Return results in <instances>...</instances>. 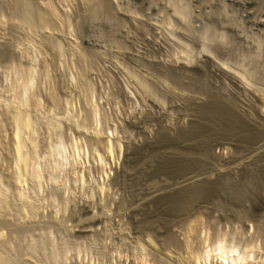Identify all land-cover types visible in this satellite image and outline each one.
<instances>
[{"label":"rangeland","instance_id":"obj_1","mask_svg":"<svg viewBox=\"0 0 264 264\" xmlns=\"http://www.w3.org/2000/svg\"><path fill=\"white\" fill-rule=\"evenodd\" d=\"M0 9L5 10L0 13L4 18L0 19V94L7 96L11 78L6 77L20 60L24 62L18 66L37 69L33 94L38 103L35 113L41 117L39 150L49 142L43 116L57 105L52 112L62 122L67 143L78 140L87 152L103 153L100 143L110 138L121 148L118 160L104 165L105 178L96 165L87 164L79 169L88 173L87 183L79 187L72 181L69 187L63 182L67 189L58 186L64 194L55 189L59 195L54 199L56 192L50 197L47 188L36 213L22 218L13 206L16 214L12 210L8 212L12 216L0 218L6 221H0L4 224L0 247L4 246L5 257L11 256L6 257L9 262L13 257L14 264H192L189 247L199 251L206 238L227 235L236 243L256 245L251 262L264 263V138L241 143L216 134L221 124L197 111L216 96L235 103L244 118L264 131V0H0ZM14 13L23 15V25L20 15L13 22ZM6 64H11L9 71ZM7 116H0V155L9 164ZM195 122L206 131L182 142L180 131ZM164 133L178 140L168 142L167 137L161 143ZM176 152L199 163L211 162L180 174L157 172L161 157L174 159ZM1 158L0 166L5 163ZM7 171L3 174L11 185ZM220 171L235 194L222 189L183 212L153 198L156 192L167 195L206 179L216 181ZM254 175L257 183L251 180Z\"/></svg>","mask_w":264,"mask_h":264},{"label":"bare ground","instance_id":"obj_2","mask_svg":"<svg viewBox=\"0 0 264 264\" xmlns=\"http://www.w3.org/2000/svg\"><path fill=\"white\" fill-rule=\"evenodd\" d=\"M17 4V3H16ZM19 5L21 6V4L19 3ZM52 6V5H51ZM18 7V6H17ZM22 7V6H21ZM5 8V7H4ZM49 8V7H48ZM51 9V8H50ZM54 9V7H53ZM1 10V9H0ZM16 10V9H15ZM52 10V9H51ZM20 11V9H19ZM53 11V10H52ZM55 11V10H54ZM5 12V10H4ZM3 12V13H4ZM30 13V11H28ZM56 12V11H55ZM1 13V12H0ZM1 13V14H3ZM19 13V12H18ZM17 15H20L18 14ZM27 13V12H26ZM181 13V12H180ZM10 14V13H9ZM25 14V12H24ZM33 14V13H32ZM4 15V14H3ZM16 15V16H17ZM16 16H15V13L13 15V22H14V19H15V22L17 21L16 20ZM23 16V15H22ZM22 16L20 15V20H19V17H18V20H19V23H21L23 20H21ZM30 16V15H29ZM53 16H54V13H53ZM28 17V16H26ZM33 17V15H32ZM31 17V18H32ZM3 18L0 16V19ZM7 18V17H6ZM9 18V17H8ZM7 18V20H8ZM4 19V18H3ZM23 19V18H22ZM26 19V18H24ZM28 20V18L26 19ZM24 20V21H26ZM30 20V19H29ZM33 20V19H32ZM1 21V20H0ZM10 21V20H9ZM34 21V20H33ZM4 23V21H2ZM40 22V21H39ZM1 23V22H0ZM2 23V24H3ZM9 23V22H8ZM11 23V22H10ZM27 23V22H25ZM33 23V22H32ZM24 23L22 22V25ZM6 25V24H4ZM16 25V24H15ZM18 25V24H17ZM16 25V26H17ZM21 25V26H22ZM26 25V24H25ZM30 25V24H29ZM3 26V25H1ZM12 26V25H11ZM35 26H36V23H35ZM13 27V26H12ZM27 27V26H26ZM25 27V28H26ZM33 27V26H32ZM4 28V27H2ZM20 28V27H18ZM28 29V28H27ZM32 29V28H30ZM41 29V28H40ZM29 30V29H28ZM33 30V29H32ZM39 30H37L38 32ZM24 32V30H23ZM30 32V31H28ZM34 32V31H33ZM40 33V32H39ZM23 34V33H22ZM21 34V35H22ZM33 33H31L32 35ZM38 34V33H37ZM26 35V34H25ZM29 35V36H31ZM35 35V34H34ZM28 37V36H27ZM40 37V36H39ZM26 38V37H25ZM24 38V39H25ZM30 38V37H29ZM43 37H41V40H42ZM23 38H21L22 40ZM32 39V38H31ZM26 40V39H25ZM19 41V40H18ZM26 42H29V41H26ZM31 42V41H30ZM34 42V41H33ZM43 42V40H42ZM45 43V42H44ZM19 44V42H18ZM29 44V43H28ZM49 44V43H48ZM21 45V44H20ZM56 45V44H55ZM60 45V44H59ZM33 47V44L31 45ZM30 46V48H31ZM48 46V45H47ZM52 46V45H50ZM58 47V46H57ZM56 48V47H55ZM14 49V48H13ZM12 50V49H11ZM58 50V49H57ZM64 51V50H63ZM3 52V51H2ZM35 52V51H33ZM8 53V52H7ZM32 53V52H31ZM30 53V54H31ZM62 53V52H60ZM2 54V53H1ZM5 54V53H4ZM3 54V55H4ZM17 55V53H14V55ZM35 54V53H33ZM32 54V55H33ZM59 54V53H58ZM10 55V54H9ZM15 55V56H16ZM19 55V54H18ZM12 56V55H11ZM30 56V55H29ZM28 56V57H29ZM34 56V55H33ZM22 57V56H21ZM2 58V57H1ZM15 59V58H14ZM16 59H18L16 57ZM23 59V58H22ZM36 59V58H35ZM34 60V59H33ZM27 61V60H26ZM14 62V61H13ZM24 62V61H22ZM21 60H20V63L18 62V64H21L22 63ZM35 62V61H34ZM16 61L13 63L15 64ZM28 63V62H27ZM33 63V62H32ZM36 63V62H35ZM8 64V63H7ZM6 64V65H7ZM18 64L16 63L15 66L11 69V64L10 65H7L8 67L10 66V68H6L5 66V69H11L9 72L10 75L9 77H6L7 78H11L10 82H11V85L9 84V90H8V94L7 96L5 94H0V109L3 110V111H0V116L3 115H6L4 114L7 113V121L9 120L8 118H10V122H7L6 124H9L11 127V132H10V129H9V132L11 134L10 138H11V146L9 144V148L10 149V153L8 154L10 156V161L8 162L9 164H7V161L6 159L3 160L1 158L2 154L0 155V158H1V161H5L4 164H1L0 166V218L2 217V219L4 218L5 219V214H7L8 212H11L13 209L12 207L14 206V208L17 209V214L19 213V217H22V218H25L23 215L27 214L28 216L26 217H29V212H32V213H36L37 212V209L41 204V202L39 203V200L40 199V196L41 194H44L45 190L48 188L47 191L51 190V194L49 193V196L53 195L52 192L56 191L59 193V191L63 190V188L61 189V187H64L62 186L61 184L63 182H69L68 185L70 187V182H74V184L78 183V186L84 183H87L86 182V178L85 175H87L88 173H86L84 175L83 172H79V169L82 170V168H84L87 164L89 165H96L98 167V169L96 170L98 172L99 171V176H102L103 172L105 169L104 165L107 163H111L112 161L114 162L115 160H118V156L121 154L119 151L121 150V148L119 147L118 143L116 141H112L110 138H107L104 142L100 143L102 144L101 145V148L102 150L104 151L103 153L98 151V149H96L93 153H89L87 152L86 150H84L83 148H81V146H79L78 144V140L73 141L71 140V142L67 143L66 141L67 140H64L62 134H61V130L64 129L62 128L63 126L61 125V121L59 120V118L57 119L56 115L57 113H53L52 110L48 111L47 113H45V115L43 116V121H45L44 123V127L46 128V132L49 133V135H47V139H49V142L47 141V144H48V147L42 151L39 150V146H38V130H39V120L41 117L39 116V113H35L36 109L38 108V103L36 102V97L35 95L33 94V90H34V86H35V80H36V70H34L35 68H33V65L32 67H29L31 66L30 64L27 66L28 69H25V68H22V66H18ZM3 65V64H1ZM0 65V66H1ZM18 66V67H16ZM35 66V65H34ZM25 67V66H24ZM4 68V66H3ZM1 69H2V66H1ZM45 70V69H44ZM3 71V69H2ZM5 71V70H4ZM43 71V70H42ZM46 71V70H45ZM44 73V72H43ZM42 73V74H43ZM8 74V73H6ZM5 74V75H6ZM39 74V73H38ZM47 74V73H46ZM1 76V75H0ZM8 76V75H7ZM39 77V76H38ZM48 77V76H47ZM3 78V77H2ZM49 79V78H48ZM8 80V79H7ZM3 81V80H2ZM48 82V81H47ZM3 83V82H2ZM9 83V82H8ZM7 83V84H8ZM8 86V85H7ZM6 88V87H5ZM49 88V87H48ZM47 88V89H48ZM53 89V88H52ZM54 90V89H53ZM50 91V90H49ZM7 92V90L5 91ZM51 92V91H50ZM54 92V91H53ZM56 94V92H55ZM2 95H5V96H2ZM51 95V94H50ZM219 96V95H218ZM35 98V99H34ZM38 98V97H37ZM46 98V97H45ZM48 98V97H47ZM51 102L55 103L56 104V97L52 94L51 96ZM39 100V99H37ZM46 100V99H45ZM48 100V99H47ZM228 100V99H227ZM209 102L206 104V105H203L201 106L200 108H198L199 110L198 113H199V116L200 117H205L207 118V120H210V122L212 121H217L218 124L220 123L221 124V128L219 129V133L217 132L216 134H220L222 136H226V137H230L231 139L233 138V140H237V142H250V141H257L259 139V141H263L262 138H264V131L261 130L258 125H256L253 120H248L246 118H244L242 115H241V111L240 109L238 110L235 103L233 104L232 102H226L225 100L223 99H220L216 96H212L210 100H208ZM231 101V100H229ZM40 102V101H39ZM70 102V101H69ZM61 103V102H60ZM59 103V104H60ZM64 103V102H63ZM48 104V102H47ZM52 104V103H51ZM54 104V105H55ZM53 105V104H52ZM51 106V105H50ZM58 106V105H57ZM55 106V107H57ZM55 107H52L54 108V112H55ZM61 107V106H60ZM66 107V106H65ZM63 109V108H62ZM66 109H69V108H66ZM96 109V108H95ZM47 110V109H46ZM65 110V109H64ZM41 111V110H40ZM57 111V110H56ZM59 111V110H58ZM57 111V112H58ZM72 111V110H71ZM96 111V110H95ZM3 112V113H2ZM66 112L68 113L69 111L66 110ZM43 113V112H42ZM64 113V112H63ZM66 113V114H67ZM72 113V112H71ZM60 114V113H59ZM73 114V113H72ZM38 115V116H37ZM41 115V114H40ZM69 115V113H68ZM5 116V117H6ZM58 116V115H57ZM66 116V115H65ZM198 116V117H199ZM4 117V118H5ZM38 117V118H37ZM40 117V118H39ZM72 117V116H71ZM74 117V116H73ZM251 117V116H250ZM1 118V117H0ZM66 119H68L67 122H70L69 121V118L68 116L65 117ZM249 118V117H248ZM73 119V118H72ZM75 119V118H74ZM2 120V119H1ZM41 120V119H40ZM198 120V119H197ZM255 120V119H254ZM3 121V120H2ZM204 121V119H203ZM5 122V121H4ZM202 122V120L200 121ZM198 122V123H200ZM260 122V121H259ZM11 123V124H10ZM197 122L195 123H192V126H190L189 129H186V130H182L180 131L181 133L179 134V139H182V142H183V139H187L188 137V140L192 137V136H198L199 134L203 133L204 131H206V128L203 126V124H198ZM4 124V123H3ZM2 124V125H3ZM76 124V123H75ZM204 124H207L206 122ZM219 124V125H220ZM210 125V124H209ZM216 125V124H215ZM79 126V125H78ZM206 126V125H205ZM212 126V125H210ZM208 126V127H210ZM262 126V125H261ZM8 127V126H6ZM43 127V128H44ZM217 127V126H216ZM79 128V127H78ZM211 128V127H210ZM218 129V128H216ZM3 130V129H2ZM212 130V129H211ZM215 130V128H214ZM64 131V130H63ZM208 131V129H207ZM210 131V130H209ZM208 131V132H209ZM211 132V131H210ZM209 132V133H210ZM40 133V132H39ZM64 133V132H62ZM213 133V132H212ZM65 134V133H64ZM169 134V133H168ZM167 133L165 135L164 134H161L162 136L161 137V143L162 141L164 140H167V137L169 136ZM214 136H215V133H213ZM202 135V134H201ZM200 135V136H201ZM206 135H209L208 133ZM1 136V135H0ZM210 136V135H209ZM219 137V135H217ZM6 137V136H5ZM157 137V136H156ZM159 137V136H158ZM171 137V136H170ZM170 137H168V140L171 139ZM190 137V138H189ZM217 137V138H218ZM221 137V136H220ZM193 138V137H192ZM201 138V137H200ZM204 138V137H203ZM207 138V137H206ZM213 138V137H212ZM222 138V137H221ZM2 139V138H1ZM4 139V138H3ZM46 139V138H45ZM81 139V138H80ZM102 139V138H101ZM99 139V140H101ZM160 139V138H159ZM208 139V138H207ZM167 140V141H168ZM175 140H178V136L177 138H175L173 141ZM187 140V141H188ZM198 139H196L197 141ZM201 140V139H200ZM204 140V139H203ZM211 140V139H210ZM234 140V141H235ZM6 141V140H5ZM4 141V142H5ZM158 141V139L156 140ZM172 141V139H171ZM172 141V142H173ZM186 141V142H187ZM3 142V143H4ZM38 142V143H37ZM154 142V141H153ZM159 142V141H158ZM156 142V143H158ZM170 142V140L168 141ZM177 142V141H176ZM190 142V141H189ZM199 142V141H198ZM206 142V141H205ZM209 142V141H208ZM207 142V143H208ZM152 143V142H151ZM203 143V141L201 140L200 144ZM251 143V142H250ZM97 144V143H96ZM147 144V143H146ZM155 144V143H154ZM172 144V143H171ZM175 144V143H174ZM7 145V144H6ZM92 145V144H90ZM121 145V144H120ZM157 145H160V144H157ZM202 145V144H201ZM200 145V146H201ZM209 145V144H208ZM207 145V146H208ZM3 146V145H2ZM161 146V145H160ZM83 147V146H82ZM152 147V146H151ZM157 147V146H155ZM8 148V147H7ZM7 152H9V149H7ZM90 148V147H89ZM96 148V147H95ZM100 148V150H101ZM153 148V147H152ZM210 148V147H209ZM1 149V148H0ZM91 149V148H90ZM93 149V147H92ZM2 150V149H1ZM207 150V149H206ZM205 152V151H204ZM1 153V152H0ZM159 153V152H158ZM162 153V152H160ZM177 153V152H176ZM182 153V152H181ZM4 154V153H3ZM163 154V153H162ZM178 154V153H177ZM189 154V153H188ZM207 155V153H205ZM211 154V153H209ZM6 155V154H5ZM4 155V156H5ZM156 155V154H155ZM159 155V154H158ZM179 155V154H178ZM174 156L173 158L174 159H168V160H164V156L161 157L162 158V161L160 162V165H159V170L160 172H164V171H170V172H173L174 174H180L183 170L185 171V169L187 168H192V167H195V166H201V162L202 163H207V162H203V160H200L201 162H197V160H191V157L190 159L185 156H183L182 154L179 155V156ZM161 156V154H160ZM194 156V155H192ZM212 156V155H211ZM195 157V156H194ZM159 158V156H158ZM197 158V157H196ZM203 158V157H202ZM204 158H208V157H204ZM203 158V159H204ZM214 158V157H213ZM120 159V158H119ZM167 159V158H166ZM195 159V158H194ZM201 159V158H200ZM210 159V158H209ZM216 161H218L217 158H215ZM8 160V159H7ZM161 160V159H160ZM215 161V160H214ZM211 162V161H210ZM208 162L207 165L210 163ZM0 163H3V162H0ZM159 163V162H158ZM6 164V167L3 169V173H5V170L7 172H9L10 174L9 175H6V176H9L7 177V179L11 180V185L8 184V182H6L5 180V174L2 173V168L1 167H4ZM113 164V163H112ZM213 164V163H212ZM111 165V164H110ZM204 165V164H203ZM106 166V165H105ZM206 166V165H205ZM209 166V165H208ZM211 166V165H210ZM96 167V168H97ZM200 169H203L204 167H202ZM92 168V166H91ZM90 168V170H91ZM94 168V167H93ZM92 168V171H94ZM197 168V167H196ZM85 169V168H84ZM87 169V168H86ZM195 169V168H194ZM89 170V168H88ZM89 170V171H90ZM107 170V168H106ZM223 170V169H222ZM102 172V173H101ZM221 173H223V171H220ZM230 172V171H229ZM245 172V171H244ZM93 173H96V172H93ZM166 173V172H165ZM220 173V176L221 178L220 179H217L216 181L215 180H207L204 181L202 180L201 182L203 183H199V184H196L194 186H191V187H185L182 189L180 188H177L175 191H173L171 194H167L165 195L164 192L163 193H160V192H156V194L154 195L153 198H155V200H157L162 206L164 205H167L168 209H171L173 211L175 210H185L188 208V206L190 205L191 206H194L193 203L194 202H197L199 200L200 202V199H204V198H209L211 195H213L214 193L222 190V189H225L227 190V192L229 191V193L231 194H235L236 191L234 188H231V184L228 185L230 182L228 180V177L225 178L223 175L225 174V172L223 174ZM92 174V173H91ZM105 174V173H104ZM172 174V173H171ZM227 174V173H226ZM252 174V173H251ZM4 175V176H3ZM107 176V174H106ZM109 176V175H108ZM226 176V175H225ZM228 176V175H227ZM103 178H105L104 176H102ZM251 177V180L255 183H257L256 181V178H255V175L254 176H250ZM91 178V177H89ZM96 178V177H95ZM98 178V177H97ZM94 179V178H93ZM88 181V180H87ZM97 182H100V180H96ZM95 181V182H96ZM227 181H228V184H227ZM260 181V180H258ZM200 182V181H198ZM197 182V183H198ZM72 184V183H71ZM73 184V185H74ZM97 184V183H96ZM188 184V183H187ZM186 184V185H187ZM60 190L57 189L58 186H60ZM64 185V184H63ZM185 185V184H184ZM190 185V184H189ZM192 185V184H191ZM76 186V185H75ZM83 186V185H82ZM81 186V187H82ZM99 186V185H98ZM183 186V185H182ZM68 187V189H69ZM80 187V186H79ZM100 187H102L100 185ZM181 187V186H180ZM66 188V186L64 187ZM77 188V187H76ZM97 188V187H96ZM176 188V187H175ZM67 189V188H66ZM65 189V190H66ZM72 189V188H71ZM80 189V188H79ZM102 189V188H101ZM53 190V191H52ZM75 190V189H74ZM173 190V189H172ZM55 191V192H56ZM70 191V189H69ZM100 191V189H99ZM223 191V190H222ZM50 192V191H49ZM54 192V193H55ZM56 192V195L54 194L53 196V199L54 197L56 198L57 194ZM63 193V191H61ZM68 192V191H67ZM72 191H70L71 193ZM48 193V192H47ZM46 193V194H47ZM64 194V193H63ZM43 196V195H42ZM50 196V197H51ZM47 197V195L45 196ZM59 197V196H58ZM63 197V196H62ZM213 197V196H211ZM44 198V197H43ZM60 198V197H59ZM68 198V197H67ZM66 198V199H67ZM61 199V198H60ZM65 199V200H66ZM206 199V201H207ZM49 200V199H48ZM56 200V199H55ZM59 200V199H58ZM154 200V201H155ZM209 200V199H208ZM43 201V199L41 200ZM50 201H51V198H50ZM49 201V202H50ZM63 202V200H61ZM46 202V201H45ZM44 202V203H45ZM55 202V201H54ZM60 202V201H58ZM66 201H64L63 204L66 205L65 203ZM70 202V201H68ZM150 202V201H149ZM43 203V202H42ZM156 202H154L155 204ZM39 204V205H38ZM62 204V205H63ZM192 204V205H191ZM196 205L198 204L195 203ZM38 205V206H37ZM45 205V204H43ZM59 205V204H58ZM157 205V204H156ZM41 207V206H40ZM46 207V205L44 206ZM49 207V206H48ZM56 207V206H55ZM61 207V205H60ZM166 207V209H167ZM64 208V207H63ZM62 208V209H63ZM68 208V207H67ZM161 208V207H160ZM192 208V207H191ZM16 209L15 210V214H16ZM42 209V208H40ZM13 210V211H14ZM46 210V208H45ZM59 210V208H58ZM61 210V208H60ZM67 210V209H66ZM149 210V209H148ZM170 210V211H171ZM12 211V212H13ZM64 210H62L63 212ZM190 211V210H189ZM56 212H57V209H56ZM60 212V211H59ZM154 212V211H153ZM183 212V211H182ZM144 213L147 214V211H145ZM178 213V212H177ZM9 215L7 216H12V214L8 213ZM31 214V213H30ZM183 214V213H182ZM5 215V216H4ZM34 214H32V217H33ZM153 215V214H152ZM4 216V217H3ZM14 217V216H13ZM18 218V217H17ZM7 220V219H6ZM19 220V219H18ZM21 220V219H20ZM200 220V219H199ZM198 220V221H199ZM1 222H6L5 220H1ZM24 221V219H23ZM194 221V220H193ZM0 222V226L3 224ZM9 222V221H7ZM148 223H151V222H148ZM193 223V222H192ZM195 223V221H194ZM5 224V223H4ZM3 224V225H4ZM199 225V224H198ZM203 225V224H202ZM8 226V225H7ZM194 226V225H193ZM2 227V226H1ZM148 227V226H146ZM200 227V226H198ZM190 228V227H189ZM196 228V227H195ZM202 229V228H201ZM260 229V228H259ZM262 229V228H261ZM260 229V230H261ZM1 230V229H0ZM198 231V230H197ZM259 231V230H258ZM263 231V230H262ZM207 232V231H206ZM192 233V232H191ZM190 233V234H191ZM216 233V232H215ZM220 233V232H219ZM224 233V232H223ZM259 233V232H258ZM2 234V233H1ZM1 234H0V239H3L4 240V237H1ZM188 234V233H187ZM189 234V235H190ZM196 234V233H195ZM206 234V233H205ZM3 235V234H2ZM7 236V234H6ZM187 236V235H186ZM205 236H208V235H205ZM210 236V235H209ZM227 236V235H226ZM225 235H222V236H218L217 238L213 239L212 241L210 240V238H206L203 243H202V247L199 251H195L194 248L192 250L191 247H189L188 250L189 253H190V259H191V263L192 264H252V260H254L255 256L254 255V250L256 249V245L254 244H251L250 242L249 243H246L245 241V245H243L240 241V243H236V240H231L229 238H227ZM260 236V235H259ZM263 236V235H262ZM261 236V237H262ZM189 237V236H188ZM197 237V236H196ZM214 237H215V234H214ZM256 237V236H255ZM7 238V237H5ZM10 238V236H9ZM33 238V237H32ZM186 238V237H185ZM200 238V236H199ZM253 238V236H252ZM29 239V238H28ZM47 239V238H45ZM51 239V238H50ZM236 239V238H235ZM259 239V238H257ZM262 239V238H261ZM7 240V239H6ZM12 240V238H11ZM15 240V239H14ZM18 240V238H17ZM30 240V239H29ZM38 240V239H37ZM247 240V239H246ZM51 241V240H50ZM53 241V239H52ZM191 241V240H190ZM250 241V240H249ZM2 242V241H0ZM10 242V241H9ZM36 242V241H35ZM33 242V243H35ZM188 242V241H187ZM3 243V242H2ZM6 244V241L4 242ZM42 243V242H41ZM52 243V242H50ZM192 243V242H191ZM244 243V242H243ZM36 244V243H35ZM1 245V243H0ZM12 245V244H11ZM19 245V244H18ZM31 245V244H29ZM34 245V244H33ZM38 245V244H37ZM49 245V243L47 244ZM46 245V246H47ZM56 245H58L56 243ZM188 245V244H187ZM200 245V244H198ZM28 246V245H27ZM45 246V245H44ZM53 246V244H52ZM52 246L51 249H52ZM191 246V245H190ZM2 247H4L2 245ZM0 247V264H14V263H11L13 262V257L11 258L12 261H8L6 259V254H2V250H4V248ZM7 247V246H6ZM12 247H15V246H12ZM17 247V246H16ZM19 247V246H18ZM30 247V246H29ZM36 247V246H35ZM40 247H43L42 245ZM63 247V246H61ZM61 247H58V248H61ZM66 247V245H65ZM68 247V246H67ZM198 247V246H197ZM2 248V249H1ZM9 248H10V244H9ZM25 248V247H24ZM30 248H34V246L30 247ZM48 248V247H47ZM55 248V247H53ZM69 248V247H68ZM191 248V249H190ZM7 250V248H5ZM27 249V248H26ZM36 249H41L39 248L38 246L36 247ZM67 249V248H66ZM77 249V248H76ZM198 249V248H197ZM18 250V249H17ZM29 250V249H28ZM31 250V249H30ZM29 250V251H30ZM33 250V249H32ZM31 250V251H32ZM57 253L53 252L54 254V257H51V254H50V257L49 258H53L57 260V258L59 257L58 255V251L59 249H57ZM72 250V249H70ZM79 250V249H78ZM81 250V249H80ZM257 250V249H256ZM260 250V249H259ZM11 251V250H10ZM16 252V250H14ZM50 251V250H48ZM52 251V250H51ZM50 251V252H51ZM53 251H55L53 249ZM65 251V249H64ZM67 251V250H66ZM63 252V253H69V249H68V252ZM73 251V250H72ZM7 252V251H5ZM4 252V253H5ZM36 252V251H35ZM74 252V251H73ZM259 252V251H258ZM29 253V252H28ZM38 253V252H36ZM44 253H47V252H44ZM61 252V255L63 254ZM15 254V253H14ZM27 254V253H26ZM33 254H34V251H33ZM60 254V253H59ZM80 254H83V253H80ZM30 255V254H29ZM42 255V254H41ZM52 255V256H53ZM24 256V255H23ZM64 256V258H66L65 256L66 255H62ZM78 256V255H77ZM11 257V256H9ZM8 257V259H9ZM28 257V256H27ZM76 257V256H75ZM32 258V257H31ZM43 258V257H42ZM47 258V257H46ZM45 258V259H46ZM33 259V258H32ZM61 259V257H60ZM59 259V260H60ZM68 259V258H67ZM84 259V258H82ZM52 260V259H51ZM257 260V259H256ZM261 260H263L261 258ZM45 261V260H44ZM49 261V260H48ZM55 261V260H54ZM52 261V262H54ZM58 261V260H57ZM62 261H63V258H62ZM15 262V261H14ZM17 262V260H16ZM56 262V261H55ZM67 262V261H66ZM20 263V262H19ZM48 264V263H47ZM50 264V263H49ZM55 264V263H53ZM261 264H264V263H261Z\"/></svg>","mask_w":264,"mask_h":264}]
</instances>
